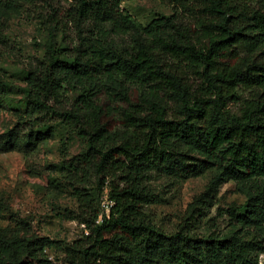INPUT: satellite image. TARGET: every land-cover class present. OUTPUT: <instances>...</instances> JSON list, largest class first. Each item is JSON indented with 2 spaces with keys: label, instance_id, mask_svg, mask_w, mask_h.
<instances>
[{
  "label": "trees",
  "instance_id": "16d2710c",
  "mask_svg": "<svg viewBox=\"0 0 264 264\" xmlns=\"http://www.w3.org/2000/svg\"><path fill=\"white\" fill-rule=\"evenodd\" d=\"M20 1L33 0H0V32ZM160 1L173 14L147 25L120 0H65V11L49 3L48 25L62 45L27 73V111L76 129L87 148L62 169L74 185L91 175L96 182L74 189L86 234L67 244L0 231V264H53L52 250L68 264H264V0ZM13 90L0 85L4 97ZM53 132L17 124L0 135V149L29 153ZM187 148L249 190L225 214L256 232L252 239L185 227L168 234L145 212L158 201L151 172L197 168Z\"/></svg>",
  "mask_w": 264,
  "mask_h": 264
},
{
  "label": "rangeland",
  "instance_id": "374dc122",
  "mask_svg": "<svg viewBox=\"0 0 264 264\" xmlns=\"http://www.w3.org/2000/svg\"><path fill=\"white\" fill-rule=\"evenodd\" d=\"M120 1L121 8L143 25L174 12L171 5L160 0ZM49 3L63 11L69 7L65 0L20 1L16 10L6 14L0 32V85L14 89L5 97L0 94V135L23 123L33 124L35 129L46 124L54 131L29 153L18 148L0 149V231L7 238H50L69 244L86 234L78 220L74 189L92 190L96 178L91 175L87 184L74 185L62 169L66 159L87 148V141L73 126L27 111V73L41 65L50 47L58 49L62 45V34H53L48 25ZM74 96L68 97L69 105ZM186 152L189 164L193 169L197 167L195 170L171 175L150 173L147 187L158 201L145 207V212L153 223L168 234L185 227L198 236L252 239L256 232L236 224L225 214L229 208L242 206L249 190H242L222 176L218 168L205 166L204 154L191 148ZM102 207L109 217L107 204ZM51 254L53 264H68L64 253L52 250ZM261 261L264 262V255Z\"/></svg>",
  "mask_w": 264,
  "mask_h": 264
},
{
  "label": "built area",
  "instance_id": "2783aa9c",
  "mask_svg": "<svg viewBox=\"0 0 264 264\" xmlns=\"http://www.w3.org/2000/svg\"><path fill=\"white\" fill-rule=\"evenodd\" d=\"M107 204L108 211L110 212V208L113 206V203L108 200L107 196L104 197L102 205ZM107 211V210H106Z\"/></svg>",
  "mask_w": 264,
  "mask_h": 264
}]
</instances>
